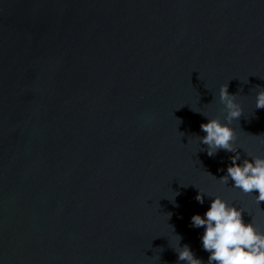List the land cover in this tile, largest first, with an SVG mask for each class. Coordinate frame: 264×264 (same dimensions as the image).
I'll return each mask as SVG.
<instances>
[{
    "label": "water",
    "instance_id": "obj_1",
    "mask_svg": "<svg viewBox=\"0 0 264 264\" xmlns=\"http://www.w3.org/2000/svg\"><path fill=\"white\" fill-rule=\"evenodd\" d=\"M226 84L264 156V0H0V264H207L198 188L264 225L201 151Z\"/></svg>",
    "mask_w": 264,
    "mask_h": 264
},
{
    "label": "clouds",
    "instance_id": "obj_2",
    "mask_svg": "<svg viewBox=\"0 0 264 264\" xmlns=\"http://www.w3.org/2000/svg\"><path fill=\"white\" fill-rule=\"evenodd\" d=\"M256 87L260 89L256 93V108L264 109V87ZM219 95L227 112L224 118L226 122L220 118L207 117L200 112L208 120L200 125L205 135L199 136V142L206 145L201 151L206 152L209 157L217 155L220 150L234 153L230 157L226 174L218 180L222 184H229L231 181L232 187L252 195L257 212L264 211V156L248 153V158L241 157L238 151L240 147L235 143L236 131L231 125L233 121L239 120L243 108L237 102L236 94L229 93L227 84L221 86ZM177 195L179 193L175 192L173 202ZM205 196L210 198V206L203 215H192L190 226L204 229L200 241L203 250L209 253L207 264H264V225L257 226L254 220L245 222L243 214L247 212L252 215L245 207H238L220 195L213 196L198 188L196 201L204 204ZM170 216L171 213L169 218ZM172 229L175 233L174 226ZM174 239L178 264H205L195 255L190 245L181 246L182 235L175 233Z\"/></svg>",
    "mask_w": 264,
    "mask_h": 264
}]
</instances>
